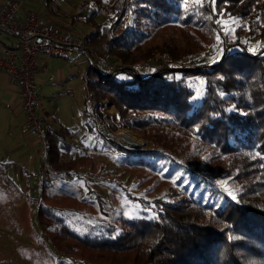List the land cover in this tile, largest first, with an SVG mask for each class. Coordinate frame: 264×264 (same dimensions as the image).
<instances>
[{
  "label": "trees",
  "instance_id": "16d2710c",
  "mask_svg": "<svg viewBox=\"0 0 264 264\" xmlns=\"http://www.w3.org/2000/svg\"><path fill=\"white\" fill-rule=\"evenodd\" d=\"M82 4L90 5L85 22L92 28L83 38L103 47L102 60L122 63L114 72L88 67L93 108L112 102L120 120L153 145L134 150L115 144L116 150L123 156L137 153L138 162L150 168L169 159L170 170L179 173L175 186L159 196L134 199L141 205L138 215L118 225L82 234L59 218L62 224H43L54 250L76 254L77 264H264V48L251 52L241 40L264 41V0ZM102 12L108 24L96 22ZM213 15L237 19L240 27L212 65L189 66L187 60L201 53L194 47L172 40L146 44L167 24L189 29L206 22L213 27ZM150 61L160 63L144 75L138 67ZM88 127L94 130L92 121ZM47 136L50 168L57 175L82 177L91 157L61 161L72 148L67 139L74 131L49 127ZM222 179L230 184L226 190L213 182ZM46 186L44 181L42 190Z\"/></svg>",
  "mask_w": 264,
  "mask_h": 264
},
{
  "label": "rangeland",
  "instance_id": "374dc122",
  "mask_svg": "<svg viewBox=\"0 0 264 264\" xmlns=\"http://www.w3.org/2000/svg\"><path fill=\"white\" fill-rule=\"evenodd\" d=\"M19 1L23 3L24 11L28 9L41 11L44 17H47L63 32L84 37L86 31L92 29L85 22V18L91 10L90 5L84 6L82 0H51L49 5L46 4L45 0ZM213 18L215 19L212 21L213 27L206 22L202 23L200 27H190L189 29H185L179 23L167 24L155 30L146 41V44L172 40L177 45H187L201 51L200 55H197L198 57L187 60L189 66L212 65L221 56L219 55V48L222 45V39L233 40L236 37V29L240 27V21L237 19L231 18L223 21L216 15H213ZM96 22L109 23L107 15L103 12L96 18ZM241 40L242 44L246 43L251 52H258L264 48V41L253 38L249 40L245 37ZM201 42H204L206 46L203 47ZM219 43L220 46H218ZM225 45H227V42ZM88 46L96 60V65L100 66L104 72L107 70L114 72L115 68L122 65L121 61L115 58H109L108 60L99 58L104 52L103 47L90 45L89 43ZM217 46L218 49H216ZM136 57H138V54ZM50 58L48 64L52 67L51 70L55 73L56 79L40 90L43 116L46 120L51 121L54 115L56 121H62L74 131V136L68 137V141L72 144V148H69V150L72 152L71 154H69L70 152L66 153L61 161L69 162L75 156L80 157V147L83 145L82 156L91 158L81 170L82 177L62 175L57 181L58 178L54 177L57 174L54 171L53 174H50L53 175L51 177L53 188H50L45 195L43 189L40 197L39 193L35 192L38 198L37 210L35 208L23 210L22 215L26 222H29V231L34 229L35 233L37 230L41 234L44 230L43 224L46 225L51 222L62 224L64 222L63 224H67L75 231L84 234V232L88 233L102 229L111 224L118 225V221L126 217H136L141 205L134 199L142 196L149 199L159 196L169 186H175V176L179 172L175 171L176 169L170 170L169 159L158 160L157 163H153L155 167L150 168L149 163L140 164L138 162L136 159L137 153H125L123 156L116 150L117 146L115 144L134 150L152 149L153 145L143 132L133 130L120 120L116 107L112 102L107 101L104 108L107 105L108 112L113 116V132L119 130L118 134L120 136L121 130H124L137 138L143 139L147 146L129 148L119 141H112L113 144L97 133L95 125H93L94 132L88 129L87 126L91 119L84 111V103L89 92L85 79L88 63L82 59V63L76 64L77 61L76 63L71 62L75 60L69 61L66 59L64 61L60 57ZM60 59L66 62L67 65L62 66ZM159 63L160 61H150L147 65L143 64L144 66L138 68L143 71L144 75H148ZM62 74L68 76L65 84L61 83ZM48 91L54 94L50 99L48 97L51 96V93L49 94ZM34 152L35 150L31 151V153ZM35 155L38 156L39 160L38 152ZM166 156L171 158L168 153ZM40 164H43L42 160H39V168ZM17 171L19 170L15 168L13 177H17L15 176ZM195 174L202 179L204 178L203 180L207 178L202 173L197 172ZM185 176L184 181L189 177L188 175ZM195 178L199 179L196 176ZM213 182L222 190L230 187V184L228 186V179ZM46 208L49 209L50 214L44 212ZM9 218V212H6L4 219ZM44 240L50 242L46 236ZM50 243L52 246V242ZM52 249L54 250L53 246ZM54 252L56 256H53V259L55 261L50 263V256H48L45 258V263L77 264L74 261L76 254H67L65 249L61 252L54 250Z\"/></svg>",
  "mask_w": 264,
  "mask_h": 264
},
{
  "label": "built area",
  "instance_id": "2783aa9c",
  "mask_svg": "<svg viewBox=\"0 0 264 264\" xmlns=\"http://www.w3.org/2000/svg\"><path fill=\"white\" fill-rule=\"evenodd\" d=\"M9 38L13 40L12 43L5 44L3 39L10 40ZM225 42L223 38L219 55L225 53ZM40 57L82 59L88 63V67H97L83 37L61 31L37 9L24 11L23 3L19 0H5L0 5V72L7 77L10 84L18 87L25 124L36 138V152L38 151L43 164L32 181V186L39 196L43 182L54 173L47 162L50 142L38 94L39 77L46 75L49 82L56 79L49 64L40 61ZM105 106L106 108L93 109L89 90L84 111L89 115L99 135L109 141H119L113 137V116L108 112L107 105Z\"/></svg>",
  "mask_w": 264,
  "mask_h": 264
},
{
  "label": "crops",
  "instance_id": "0c3cea01",
  "mask_svg": "<svg viewBox=\"0 0 264 264\" xmlns=\"http://www.w3.org/2000/svg\"><path fill=\"white\" fill-rule=\"evenodd\" d=\"M4 1L0 0V5ZM9 39H3L4 43L11 44L13 40ZM49 59L51 58L40 57V61L47 63ZM63 60L60 59L61 65H67ZM72 60L75 61H69L74 63L77 61L76 64L82 63L81 59ZM51 73L54 72L51 70ZM67 77L66 74H62L61 83L65 84ZM49 83L46 75L39 77V99L41 88ZM48 92L51 93V96L48 97L50 99L54 94ZM41 105L43 106L42 103ZM44 122L47 129L49 127L71 129L62 121H56L54 115L51 121L44 118ZM87 128L89 129L88 126ZM67 142L71 144L68 139ZM37 146L35 135L28 131L25 124L22 98L18 87L10 84L7 77L0 72V200H2L0 202V264H48V262L45 263V258L48 256H50V263L55 261L53 256L56 255L51 243L44 240L43 233L40 234L37 230L35 233L34 229L29 231V222H26L22 215L24 209L35 208L37 210L38 206L37 192L32 186V181L40 169L38 164L41 158L39 156L38 160V156L35 155L38 152H36ZM83 146L80 147L81 155H83L81 153ZM34 150L35 152L31 153ZM73 152L75 151L73 150ZM33 155L35 156L33 157ZM64 155H61V159ZM78 157L75 156L71 159ZM15 168L20 171L16 172L15 176L17 177H13ZM61 176L54 175L58 178L57 181ZM51 177L45 180L47 186L44 189V195L50 188H53ZM6 212H9V219H4Z\"/></svg>",
  "mask_w": 264,
  "mask_h": 264
},
{
  "label": "bare ground",
  "instance_id": "6f19581e",
  "mask_svg": "<svg viewBox=\"0 0 264 264\" xmlns=\"http://www.w3.org/2000/svg\"><path fill=\"white\" fill-rule=\"evenodd\" d=\"M113 109V108H112ZM121 128V127H120ZM118 128V129H120ZM119 130L116 131L114 134H113V137L115 139H118L122 144H124L126 147H129V148H142L144 146H147L145 143L143 145V139H140V138H137L136 136L132 135V134H129L127 133L126 131L124 130H121V135L119 136L118 134Z\"/></svg>",
  "mask_w": 264,
  "mask_h": 264
},
{
  "label": "water",
  "instance_id": "95a60500",
  "mask_svg": "<svg viewBox=\"0 0 264 264\" xmlns=\"http://www.w3.org/2000/svg\"><path fill=\"white\" fill-rule=\"evenodd\" d=\"M142 143H143V145H144L146 142H145V141H143Z\"/></svg>",
  "mask_w": 264,
  "mask_h": 264
}]
</instances>
